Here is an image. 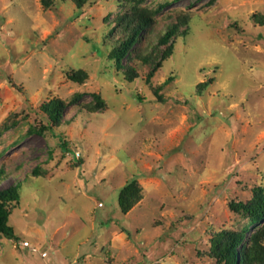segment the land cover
<instances>
[{"label": "rangeland", "instance_id": "obj_1", "mask_svg": "<svg viewBox=\"0 0 264 264\" xmlns=\"http://www.w3.org/2000/svg\"><path fill=\"white\" fill-rule=\"evenodd\" d=\"M50 2L0 0V190L20 184L0 264H216L213 236L248 226L229 204L264 188V0ZM133 8L154 43L178 20L187 35L151 77L137 45L129 82L109 54ZM53 99L63 124L40 133Z\"/></svg>", "mask_w": 264, "mask_h": 264}, {"label": "trees", "instance_id": "obj_2", "mask_svg": "<svg viewBox=\"0 0 264 264\" xmlns=\"http://www.w3.org/2000/svg\"><path fill=\"white\" fill-rule=\"evenodd\" d=\"M74 1L79 9L87 2V0ZM43 3L47 7L51 4L50 0H43ZM181 22L183 26L187 25L186 20L173 22L154 43L151 38L156 23L153 13L145 8L131 9L116 19L113 31L118 32L119 36L110 51V60L125 75L126 79L132 82L137 78L136 70L130 63L128 65L124 61L130 59V53L135 51L137 45L146 46L149 52L144 56H141V53L137 56L143 63L153 68L149 74L151 77L153 72L173 55L177 38L187 35V31L180 32L177 23ZM87 77L80 71L68 74V78L76 83H84ZM207 84L203 83L201 86L204 87ZM159 91L160 88H157L154 95L161 101V97L158 95ZM94 99L98 108L105 107V103L99 95H95ZM66 108L65 102L59 99L44 103L41 110L47 117V125L39 132L60 127L64 121ZM19 190L20 184L0 190V234L7 238H16L13 228L9 225V220L12 209L19 203ZM142 199V188L137 180H133L119 194L118 204L121 212L124 215L128 214ZM229 208L247 218L248 226L241 231L224 230L215 234L211 239V257L216 260V264H264V188H256L254 196L249 202H231Z\"/></svg>", "mask_w": 264, "mask_h": 264}, {"label": "built area", "instance_id": "obj_3", "mask_svg": "<svg viewBox=\"0 0 264 264\" xmlns=\"http://www.w3.org/2000/svg\"><path fill=\"white\" fill-rule=\"evenodd\" d=\"M20 245L23 248L29 249L33 253H39V250L37 248H35L34 246H32L29 242H23V243H20ZM41 255H42V257H46L47 256L46 253H43Z\"/></svg>", "mask_w": 264, "mask_h": 264}]
</instances>
